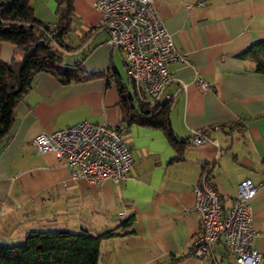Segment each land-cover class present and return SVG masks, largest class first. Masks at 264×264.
Masks as SVG:
<instances>
[{
	"label": "crops",
	"instance_id": "0c3cea01",
	"mask_svg": "<svg viewBox=\"0 0 264 264\" xmlns=\"http://www.w3.org/2000/svg\"><path fill=\"white\" fill-rule=\"evenodd\" d=\"M96 1L71 0L66 38L70 61L80 60L83 76L94 77L61 85L49 74L36 75L0 141V246L21 245L31 232L86 231L111 234L100 243L98 264H231L222 242L213 260L190 256L200 231L193 187L207 172L228 208L241 181L264 180V76L241 58L264 41V0H152L175 49L187 59L169 66L172 80L160 100L171 102L174 144L161 129L122 122L115 82L134 92L126 73L121 78L122 52L107 44L99 27ZM30 5L38 21L56 24V0ZM16 56L14 46L0 43L2 62ZM196 77L210 90L200 92ZM180 82L188 86L178 94ZM80 123H104L123 134L134 160L125 181L72 179L53 155H36V136ZM194 132L216 144L192 146ZM251 207L253 248L264 257V190ZM128 219L132 224L120 227Z\"/></svg>",
	"mask_w": 264,
	"mask_h": 264
},
{
	"label": "built area",
	"instance_id": "2783aa9c",
	"mask_svg": "<svg viewBox=\"0 0 264 264\" xmlns=\"http://www.w3.org/2000/svg\"><path fill=\"white\" fill-rule=\"evenodd\" d=\"M95 8L100 14L99 27L108 35L107 44L122 52L136 98L150 107L156 105L172 80L169 66L187 64V59L175 49L152 0H97ZM193 84L202 93L210 90L199 77ZM187 86L180 82L177 93ZM189 141L194 147L216 144L201 132L192 133ZM31 146L38 156L53 155L69 169L72 179L90 184L123 182L134 165L123 134L104 123H80L40 134ZM259 190H264V180L258 185L250 179L241 181L231 205L224 208L204 172L193 187L192 211L199 217L200 231L192 242L190 256L199 261L213 260L222 242L231 264H263L262 254L253 248L257 233L251 203Z\"/></svg>",
	"mask_w": 264,
	"mask_h": 264
},
{
	"label": "trees",
	"instance_id": "16d2710c",
	"mask_svg": "<svg viewBox=\"0 0 264 264\" xmlns=\"http://www.w3.org/2000/svg\"><path fill=\"white\" fill-rule=\"evenodd\" d=\"M56 4L57 22L51 27L36 19L30 0H0V43L14 46L17 55L10 63L0 60V141L10 129L16 104L28 94L36 75L49 74L61 85L94 77L83 76L80 60L70 61L72 50L66 38L73 17L71 0H56ZM241 58L253 63L254 74L264 76V41ZM115 87L122 122L161 129L175 143L169 125L171 102L150 107L118 81ZM132 222L122 221L120 227ZM110 237V233L93 236L86 231L31 232L21 245L0 246V264H98L100 243Z\"/></svg>",
	"mask_w": 264,
	"mask_h": 264
},
{
	"label": "rangeland",
	"instance_id": "374dc122",
	"mask_svg": "<svg viewBox=\"0 0 264 264\" xmlns=\"http://www.w3.org/2000/svg\"><path fill=\"white\" fill-rule=\"evenodd\" d=\"M121 78H122L123 80H126L125 72H124L123 69H122V72H121Z\"/></svg>",
	"mask_w": 264,
	"mask_h": 264
}]
</instances>
